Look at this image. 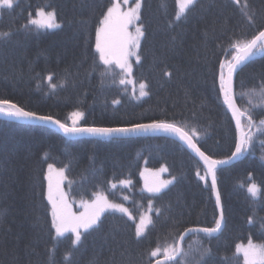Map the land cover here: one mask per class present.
<instances>
[{
  "label": "trees",
  "instance_id": "1",
  "mask_svg": "<svg viewBox=\"0 0 264 264\" xmlns=\"http://www.w3.org/2000/svg\"><path fill=\"white\" fill-rule=\"evenodd\" d=\"M244 3L197 0L177 19V0H141L137 23L145 35L139 61L131 65V75H122L114 64L106 70L96 52L97 29L112 0H14L12 8L0 7V34H9L0 37V101L65 125L74 112L83 113L78 123L84 127L173 123L195 129L194 142L208 157L227 159L236 131L221 98L219 66L235 55L233 45L264 30V0H247L246 10ZM38 9L54 11L60 27L32 25ZM262 84L264 53L234 78L237 106L254 125L264 120ZM241 123L252 144L237 161L215 169L220 229L211 236L190 231L182 254L161 264H244L238 244L264 247V129H249L247 115ZM49 164L64 170L63 178H55L69 204L80 203L78 215L96 194L127 213L105 211L78 244L71 232L56 237L47 199ZM164 178L171 183L159 193L144 189ZM251 183L258 187L255 196L248 190ZM142 216L152 223L137 238ZM218 220L205 169L171 138H68L41 125L0 118V264H149L150 252L159 247L152 264L183 232L215 228Z\"/></svg>",
  "mask_w": 264,
  "mask_h": 264
},
{
  "label": "snow or ice",
  "instance_id": "2",
  "mask_svg": "<svg viewBox=\"0 0 264 264\" xmlns=\"http://www.w3.org/2000/svg\"><path fill=\"white\" fill-rule=\"evenodd\" d=\"M127 0H125V3ZM234 4L239 5L240 0H232ZM179 6V14H185L187 11L193 9L197 0H177ZM0 7L12 8L13 0H0ZM141 5L139 2L136 3L134 9H129L128 11H121V5L119 3H113L111 7L107 9L106 14L101 21V27L97 29L96 33V52L99 53V59L101 63L105 66L107 70L113 64L120 68L127 75H131L132 68L129 64L128 58L134 55L133 49H138L140 47V39L145 35V33L138 27L136 29V34L133 36L128 33V26L133 24L134 21L140 19V9ZM246 10L248 8L247 0L243 5ZM243 14L248 17L249 22H252V17L248 15L247 11ZM254 15V14H253ZM37 19L30 21L32 25L39 28L45 29H55L59 28L60 25L56 22L57 16L54 11H45L40 9L36 13ZM8 33L0 34V37H7ZM259 42V43H258ZM236 48L238 55L234 56L232 61L227 64V76H225L223 69L224 64H221L220 73V89L224 96V102L228 105L229 109L232 110L233 118L236 120L237 128L240 129L242 135L236 144V150L233 157H238L243 155L245 151L248 150L249 146L252 144V134L249 131L244 133L241 127V118L247 115L248 127L251 129L253 126L257 127V130L264 129V120L259 122V125H254L252 116L247 114V110H241L235 105L234 94L232 90V78L233 74L237 71L239 65L244 61L248 60L254 53V50L264 49V31H260L259 35L250 41L244 43H237L233 45ZM139 61V57L137 58ZM165 75L171 76L170 72H165ZM48 79L51 81L52 77L49 76ZM120 83H125L122 79ZM146 85H140V95L145 96L148 93L144 91ZM255 92V89L252 90ZM260 94L264 96V84L260 87ZM243 95H247L244 93ZM118 103V101H117ZM251 104V100L249 101ZM3 105H7L5 108ZM0 114L14 117L17 119H35L41 122H51L57 124L66 134H79V133H90L93 135H104L111 136L114 134H127L130 132H149V131H165L171 132L180 137L190 148H192L204 161L207 173L211 175V187L215 191L216 189V166L220 163H225V161H216L210 159L197 147L194 142V137H197V132L195 129L185 130L184 127L177 126L173 123H167L165 121H159L149 124H136L130 128H81L77 127L78 121L83 117V113L74 112L72 114L73 125L71 127L60 123L59 121L52 120L51 117L37 115L34 112L25 111L24 109L18 107L16 104L9 103L8 101H0ZM264 144V141H262ZM63 178L64 170H56L53 165H48V195L47 199L51 205V228L55 231L56 237H63L66 233L74 234V244H78L81 241L83 233H87L90 229L98 227L101 216L107 210H114L123 213H127V209L120 204L110 202L106 196L103 194H96L95 199L87 204L86 211L80 213L79 215L73 213L70 207L67 205L63 193L59 190V181L56 183L55 189L53 187L52 173ZM165 171V169H161ZM199 175V172L197 173ZM201 179H206V177L201 176ZM121 183H126L122 181ZM171 181H162L148 188L149 192L159 193L163 188ZM249 192L255 196L257 194V186L252 184L249 186ZM217 206L220 205V195L216 192ZM131 219L132 217L129 216ZM223 219V214L221 213V220ZM152 223L151 217H141L140 222L136 225V237L140 238L145 234L146 229ZM220 229V221L216 222L215 228H202L198 231L204 232L211 236L212 233L217 232ZM183 240V237L180 238ZM238 252H243L246 264H264V247H257L253 245L251 241L247 247H240L237 249ZM161 249L157 247L155 250L150 252L149 264H151V258L160 255ZM182 254V250L178 245H172L163 249L164 257L171 261L177 256ZM156 264H161V261L157 260Z\"/></svg>",
  "mask_w": 264,
  "mask_h": 264
},
{
  "label": "water",
  "instance_id": "3",
  "mask_svg": "<svg viewBox=\"0 0 264 264\" xmlns=\"http://www.w3.org/2000/svg\"><path fill=\"white\" fill-rule=\"evenodd\" d=\"M264 31V30H262ZM259 33L256 35L258 36ZM255 36V37H256ZM254 37V38H255ZM259 43V42H258ZM236 51V49H235ZM255 51V50H254ZM262 53H264V49H262V52L260 54H253L248 60L244 61L241 65H239V67L237 68V71L245 64L247 63L249 60L255 58V57H258L260 56ZM236 55H238L237 51H236ZM223 59L221 61V64L223 63ZM232 61V60H231ZM221 64L219 66V74H218V83H219V90H220V94H221V98H222V101H223V104L225 105V108L229 114V116L231 117L232 119V122H233V126L235 128V131H236V143H235V148H234V152L233 154L235 153V150H236V144L237 142L239 141L241 135H242V132L240 131V129L237 128V124H236V120L233 118V115H232V110L229 109L228 105L225 104L224 102V96H223V93L220 89V73H221ZM237 71L233 74V78H232V90H233V98H234V101H235V105L237 106V103H236V100H235V92H234V78H235V75L237 73ZM225 76H227V67H226V70L224 72ZM4 107H7V105H3ZM238 107V106H237ZM239 108V107H238ZM0 118L1 119H5V120H8V121H13V122H17V123H23V124H28V125H41V126H44V127H47V128H50L54 131H56L58 134L60 135H63L65 137H68V138H81V137H90V136H93V137H99V138H109V137H117V138H130V137H135V136H151V135H155V136H163V137H167V138H171L173 140H175L176 142H178L184 149H186L189 154L195 159L197 160V162L205 169L206 173H207V170H206V166L204 164V161L201 159V157L192 149L190 148L183 140L180 139V137L174 133H171V132H165V131H149V132H130V133H127V134H114V135H111V136H104V135H93V134H90V133H79V134H66L63 129H61L57 124H54V123H51V122H41V121H38V120H35V119H17V118H14V117H9V116H6V115H3V114H0ZM52 119V118H51ZM52 120H55V119H52ZM57 121V120H56ZM130 127H133V126H130ZM130 127H115V128H130ZM241 127H242V124H241ZM81 128H98V127H81ZM243 129V128H242ZM244 132V130H243ZM245 133V132H244ZM197 145V144H196ZM198 147V146H197ZM199 148V147H198ZM200 149V148H199ZM200 151H202L200 149ZM203 152V151H202ZM204 153V152H203ZM205 154V153H204ZM233 154L227 158V159H224V160H216V161H225V163H220L216 166V169L219 168V167H224V166H227L235 161H237L239 159V156L238 157H233ZM206 155V154H205ZM207 156V155H206ZM210 158V157H209ZM212 159V158H210ZM212 160H215V159H212ZM207 176H208V179L210 181V184H211V175H209L207 173ZM213 190V189H212ZM216 192L217 191V187L215 189V191L213 190V193H214V198H215V204H216V208H217V212H218V215H219V219H220V227H221V224H222V221L223 219L221 220V207L220 205L217 206V201H216ZM199 229H202V228H192V229H188L186 230L185 232H183L181 234V236L179 237V240H178V247L181 249V242L182 240L180 239L181 237H184L186 234H188L190 231H196V232H201V231H198ZM204 233V232H203ZM215 233V232H214ZM159 261H161V263H165V262H168L169 260H167L166 258H160V259H157ZM155 260L152 264H156V261Z\"/></svg>",
  "mask_w": 264,
  "mask_h": 264
},
{
  "label": "rangeland",
  "instance_id": "4",
  "mask_svg": "<svg viewBox=\"0 0 264 264\" xmlns=\"http://www.w3.org/2000/svg\"><path fill=\"white\" fill-rule=\"evenodd\" d=\"M13 1H14V0H13ZM137 2L140 3L141 0H127L126 3H125V0H112V4H111L109 7H111V6L113 5V3H119V4L121 5V11H125V12H126V11H128L129 9H134V8H135V5H136ZM177 5H178V4H177ZM39 10H40V9H38V10L35 12L34 16H32V17L30 18L31 20H33V19H37L36 13H37ZM178 13H179V6H178ZM137 21H138V20H137ZM137 21H134V23L131 24V25H129V26H128V29H127L128 33L131 34V35H133V36L136 34V29H137L138 27L140 28V26L138 25ZM100 27H101V26H100ZM140 41H141V39H140ZM133 51L135 52V54L129 56V58H128V61H129V64H130V65H132V64L134 63L135 60L137 61V58L139 57V55H137V54L139 53V48H138V49H133ZM234 56H236V53H235V55L233 54V56H232L231 58L229 57V59H228L227 61L223 62V64L225 65V68L223 69L224 72H225V70H226V66H227L228 62H230V61L233 59ZM118 70L121 72L122 75H126V73H124L120 68H118ZM117 78H118V80H120V77H119V76H117ZM78 124H79V123H77V125H78ZM70 125H73V121H71ZM47 174H48V171H47ZM55 176H58V175H57L56 172L54 171V172L52 173V180H53V187H54V189H55L56 183L59 181V190L63 193V195H64V199H65L67 205L70 207V209H71V211H72L73 213L77 214V213L75 212V207L78 206L80 203L77 202V203L75 204L73 201H71L70 204H69V200H68V198L66 197V195L64 194V191H63V188H62V181H60L58 178H55ZM150 176H151L152 179L154 178V176H152V175H150ZM158 180H159V179L157 178V181H158ZM164 181H170V179H169V178H164ZM252 184H253V183H251L250 185H252ZM250 185H249V186H250ZM249 186H248V189H249ZM149 187H152V186L149 185V186H147V187L144 188V189L148 190ZM163 189H164V188H163ZM163 189H162V190H163ZM257 189H258V187H257ZM257 193H258V191H257ZM84 211H86V209H85ZM77 215H78V214H77ZM51 217H52V216H51ZM69 233H70V232H69ZM201 233H203V232H201ZM72 236H73V239H75L73 233H72ZM251 243H252L253 245H256L257 247H263V245L260 244V243H254V242H251ZM248 245H249V242H247V243H240V244L237 245V247H236V251H237L238 248H240V247H247ZM237 253H238V254H243V252H238V251H237ZM242 262H243L244 264H246L245 259H243Z\"/></svg>",
  "mask_w": 264,
  "mask_h": 264
},
{
  "label": "bare ground",
  "instance_id": "5",
  "mask_svg": "<svg viewBox=\"0 0 264 264\" xmlns=\"http://www.w3.org/2000/svg\"><path fill=\"white\" fill-rule=\"evenodd\" d=\"M181 250H183V249H181Z\"/></svg>",
  "mask_w": 264,
  "mask_h": 264
}]
</instances>
